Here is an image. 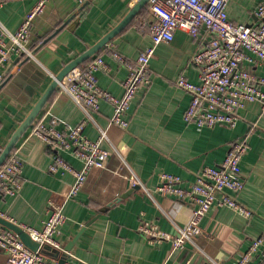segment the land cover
<instances>
[{
    "label": "crops",
    "instance_id": "0c3cea01",
    "mask_svg": "<svg viewBox=\"0 0 264 264\" xmlns=\"http://www.w3.org/2000/svg\"><path fill=\"white\" fill-rule=\"evenodd\" d=\"M1 1L0 20L9 30L16 31L38 0ZM263 1L229 0V17L238 23L255 24L259 21L256 9ZM136 2L88 0L79 6L77 0H48L44 13L32 24L35 57L28 60L34 64L28 63L26 70L21 71L14 64L19 56L13 54L4 69L6 78L0 86V149L55 75L115 27ZM150 19L147 3L125 29L89 59L102 56L109 66L98 73L101 88L116 96L123 94V82L130 70L117 60L115 53L134 63L141 51L152 44ZM200 46L198 39L181 30L173 41L157 46L150 61L152 82L136 93L127 112L126 128L111 124L113 104L106 99L101 100L98 111L90 112L84 133L97 139L105 132L103 146L110 156L104 168L89 172L74 198L65 201L74 175L63 170L49 171L54 150L34 136L30 127L13 149L23 161V186L15 195L0 192V215L20 226L41 229L50 217V200L64 203L67 218L58 235L64 250H58L57 255L46 254L58 263L63 254L71 252L92 264H180L181 256L188 263L202 258V262L236 264L240 253L264 233V110L260 102L248 103L239 111L240 119L233 129L187 124L184 113L191 95L176 81L180 75L198 81L199 72L191 59ZM256 69L257 74L264 75V65ZM38 78L36 94L29 96L28 86ZM86 117L84 109L58 88L36 120L49 123L57 119V128L69 131ZM243 136H248L250 148L241 162L245 187L239 199L253 210V217L247 218L229 207L214 206L201 221V233L186 242L184 248L175 249L166 241L150 244L138 231L142 219L177 234L193 212L187 198L157 191L161 172L180 176L181 186L188 188L204 166L220 165L230 142ZM61 154L74 167L82 166L72 154ZM119 197L122 198L116 200ZM0 264H8L7 251L1 246Z\"/></svg>",
    "mask_w": 264,
    "mask_h": 264
},
{
    "label": "built area",
    "instance_id": "2783aa9c",
    "mask_svg": "<svg viewBox=\"0 0 264 264\" xmlns=\"http://www.w3.org/2000/svg\"><path fill=\"white\" fill-rule=\"evenodd\" d=\"M138 1V0H135ZM48 0H38L28 11L16 31L9 30L0 20V86L5 81L4 69L9 54L32 59L35 57L31 47L32 24L34 19L44 13ZM79 6L88 0H77ZM229 0H149L152 19L148 29L152 44L138 55L134 63L115 53L117 60L129 67L124 80V92L116 96L104 90L98 83V73L108 70L109 66L102 56H95L84 65L73 69L59 88L70 95L87 114V117L69 131L57 128L58 120L46 122L35 120L31 126L34 136L44 140L53 150L49 165L51 173L61 170L74 175V182L66 200L76 197L82 190L89 172L93 168H104L110 156L104 148L105 132L97 139H90L84 133L90 112L100 109V102L106 99L113 104L111 124L126 128L129 125L127 112L138 90L151 84L150 61L161 43L174 40L181 30L201 42L191 62L199 72L197 82L188 80L185 75L177 78L176 84L188 91L191 100L184 113L187 124L198 128L223 125L235 128L239 122V111L248 103L260 102L264 110V75L256 68L264 65V1L256 14L259 21L245 24L233 21L228 14ZM2 1L0 0V7ZM147 22L143 23L146 26ZM248 136L234 139L229 144L227 154L218 166H204L196 180L188 188L182 187L180 176L161 172L157 191L163 195L187 198L192 206V216L179 233H172L152 220H141L138 231L150 244L171 242L175 249L185 247L186 242L201 233V221L212 207H229L251 218L254 212L243 204L239 194L245 187L241 162L249 151ZM68 152L82 162L80 168L74 167L61 154ZM23 161L14 151L0 166V192L8 195L19 193L23 186ZM64 203L50 200V217L41 229L21 227L41 246L48 244L57 250H64L58 238L61 225L66 221ZM0 246L8 254V264H58L56 259L47 257L41 251L29 248L20 235L0 223ZM64 264H92L67 252ZM167 264V263H164ZM201 264H219L207 260ZM236 264H264V233L255 237L248 249L242 251Z\"/></svg>",
    "mask_w": 264,
    "mask_h": 264
},
{
    "label": "water",
    "instance_id": "95a60500",
    "mask_svg": "<svg viewBox=\"0 0 264 264\" xmlns=\"http://www.w3.org/2000/svg\"><path fill=\"white\" fill-rule=\"evenodd\" d=\"M149 0H138L135 5L129 10V12L125 15V17L115 26L113 27L107 34H105L99 41H97L94 45H92L90 48H88L86 51H84L82 54L68 62L59 73L55 75L53 80L50 82L46 90L41 94V96L38 98L36 103L34 104L33 108L29 112V114L26 116V118L21 122V124L18 126V128L13 132L12 136L10 137L7 144L4 146V148L0 152V166H2L6 160L8 159L9 155L15 148L17 142L19 139L24 135V133L32 126L33 122L36 120L38 115L40 114L41 110L44 108L46 103L49 101V99L52 97V95L55 93V91L59 88L60 83L63 81V79L70 73L73 69L76 67L82 65L87 60L91 59L94 55H96L101 49H103L115 36H117L123 29H125L132 21L133 19L138 15V13L141 11V9L145 6V4L148 3ZM9 59H11V54H9ZM34 64L33 62L29 61L28 59H22L21 57H17L15 61V65H19V70L23 71L26 70L27 65ZM11 71L12 68H9ZM7 73V72H6ZM9 73V72H8ZM43 79L45 75L42 76ZM39 79V78H38ZM39 81H35L31 84V86H28V94L29 96H33L36 94L38 88H39ZM122 197L117 198L116 200L121 199ZM115 200V201H116ZM0 223L5 225L6 227L16 231L21 239L24 241V243L31 248L34 251H41L45 254H59V251L57 249L52 248L50 245L45 244L43 246L40 245L39 242L35 241L31 235L26 232L19 224L10 221L7 218H4L0 215ZM70 248V247H68ZM190 253V252H189ZM66 258V254H63V258L60 259L58 264H64ZM203 259H199L197 262H193V260L188 263L187 259H182V256L180 257V264H201Z\"/></svg>",
    "mask_w": 264,
    "mask_h": 264
},
{
    "label": "trees",
    "instance_id": "16d2710c",
    "mask_svg": "<svg viewBox=\"0 0 264 264\" xmlns=\"http://www.w3.org/2000/svg\"><path fill=\"white\" fill-rule=\"evenodd\" d=\"M89 61H90V60H89ZM87 62H88V61H87ZM2 149H3V148L0 149V152H1Z\"/></svg>",
    "mask_w": 264,
    "mask_h": 264
}]
</instances>
